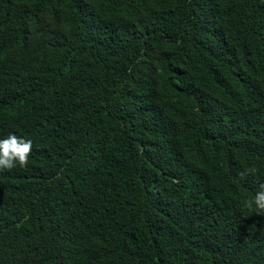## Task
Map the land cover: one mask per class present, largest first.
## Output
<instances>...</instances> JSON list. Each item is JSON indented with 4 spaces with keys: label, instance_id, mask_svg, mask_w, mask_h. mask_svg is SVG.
<instances>
[{
    "label": "trees",
    "instance_id": "1",
    "mask_svg": "<svg viewBox=\"0 0 264 264\" xmlns=\"http://www.w3.org/2000/svg\"><path fill=\"white\" fill-rule=\"evenodd\" d=\"M9 135L0 264H264V0H0Z\"/></svg>",
    "mask_w": 264,
    "mask_h": 264
},
{
    "label": "clouds",
    "instance_id": "2",
    "mask_svg": "<svg viewBox=\"0 0 264 264\" xmlns=\"http://www.w3.org/2000/svg\"><path fill=\"white\" fill-rule=\"evenodd\" d=\"M31 151V140H25L16 135H9L6 139L0 140V170L12 169L17 163L20 167H26ZM251 171H254V169ZM241 175L244 174L241 173ZM250 203L256 205L258 213H264V184L260 185V190Z\"/></svg>",
    "mask_w": 264,
    "mask_h": 264
}]
</instances>
